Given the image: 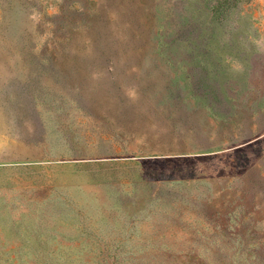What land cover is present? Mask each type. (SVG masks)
Segmentation results:
<instances>
[{
    "label": "rangeland",
    "instance_id": "1",
    "mask_svg": "<svg viewBox=\"0 0 264 264\" xmlns=\"http://www.w3.org/2000/svg\"><path fill=\"white\" fill-rule=\"evenodd\" d=\"M0 264H264V0H0Z\"/></svg>",
    "mask_w": 264,
    "mask_h": 264
},
{
    "label": "crops",
    "instance_id": "2",
    "mask_svg": "<svg viewBox=\"0 0 264 264\" xmlns=\"http://www.w3.org/2000/svg\"><path fill=\"white\" fill-rule=\"evenodd\" d=\"M10 163H13V161H8V162H0V165H2V164H10Z\"/></svg>",
    "mask_w": 264,
    "mask_h": 264
}]
</instances>
